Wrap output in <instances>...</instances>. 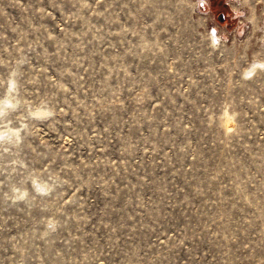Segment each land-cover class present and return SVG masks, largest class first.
Returning <instances> with one entry per match:
<instances>
[{
	"label": "rangeland",
	"instance_id": "rangeland-1",
	"mask_svg": "<svg viewBox=\"0 0 264 264\" xmlns=\"http://www.w3.org/2000/svg\"><path fill=\"white\" fill-rule=\"evenodd\" d=\"M0 264H264V0H0Z\"/></svg>",
	"mask_w": 264,
	"mask_h": 264
}]
</instances>
